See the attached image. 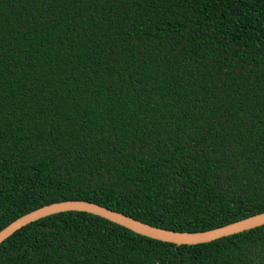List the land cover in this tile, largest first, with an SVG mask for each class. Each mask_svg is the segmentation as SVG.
<instances>
[{"label":"trees","instance_id":"1","mask_svg":"<svg viewBox=\"0 0 264 264\" xmlns=\"http://www.w3.org/2000/svg\"><path fill=\"white\" fill-rule=\"evenodd\" d=\"M63 201L189 233L264 213V0H0V232ZM0 264H264V226L177 246L64 212Z\"/></svg>","mask_w":264,"mask_h":264},{"label":"water","instance_id":"2","mask_svg":"<svg viewBox=\"0 0 264 264\" xmlns=\"http://www.w3.org/2000/svg\"><path fill=\"white\" fill-rule=\"evenodd\" d=\"M64 212H84L92 214L120 225L138 235L177 246L211 243L225 237L264 226V213H262L208 232H175L150 226L93 202L63 201L37 209L11 223L0 232V245L23 228L46 217Z\"/></svg>","mask_w":264,"mask_h":264}]
</instances>
